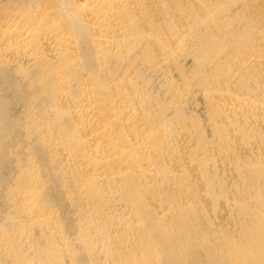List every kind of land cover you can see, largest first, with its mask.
Here are the masks:
<instances>
[{"label": "bare ground", "instance_id": "obj_1", "mask_svg": "<svg viewBox=\"0 0 264 264\" xmlns=\"http://www.w3.org/2000/svg\"><path fill=\"white\" fill-rule=\"evenodd\" d=\"M0 264H264V0H0Z\"/></svg>", "mask_w": 264, "mask_h": 264}]
</instances>
